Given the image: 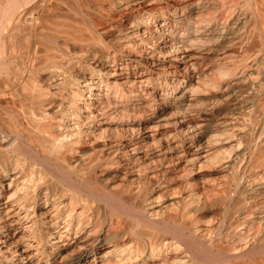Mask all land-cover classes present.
I'll use <instances>...</instances> for the list:
<instances>
[{"label":"bare ground","instance_id":"bare-ground-1","mask_svg":"<svg viewBox=\"0 0 264 264\" xmlns=\"http://www.w3.org/2000/svg\"><path fill=\"white\" fill-rule=\"evenodd\" d=\"M0 264H264V0H0Z\"/></svg>","mask_w":264,"mask_h":264},{"label":"rangeland","instance_id":"rangeland-1","mask_svg":"<svg viewBox=\"0 0 264 264\" xmlns=\"http://www.w3.org/2000/svg\"><path fill=\"white\" fill-rule=\"evenodd\" d=\"M228 111H230V110H226V109L225 110H222L221 111V115L228 113Z\"/></svg>","mask_w":264,"mask_h":264}]
</instances>
